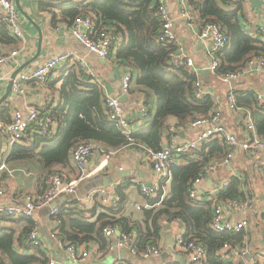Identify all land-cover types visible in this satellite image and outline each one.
I'll use <instances>...</instances> for the list:
<instances>
[{
  "label": "trees",
  "instance_id": "16d2710c",
  "mask_svg": "<svg viewBox=\"0 0 264 264\" xmlns=\"http://www.w3.org/2000/svg\"><path fill=\"white\" fill-rule=\"evenodd\" d=\"M188 2L202 24L215 23L227 36L225 47L216 54L218 66L215 74L218 77L243 70L251 59L264 60V41L243 29L239 3L237 6L235 0ZM38 6L52 14L53 27L60 23L70 25L77 16H89L96 28H111L121 39L116 58L136 70L132 81L142 95L143 105L149 109L155 100L156 112L144 130L127 136L109 120L104 90L94 77L77 62L66 63L56 71L51 82V85L60 83L58 101L42 113L56 123L54 132L48 135L34 133L30 146L14 143L8 153L0 155V166H5L0 169V187L13 174L31 175L35 168L36 191L32 195L40 197L47 188L49 177L58 173L52 168L66 166L71 151L80 143L93 141L111 151L138 143L154 151L161 148V138L170 118H174L178 127L184 128L198 117L213 114L212 97L195 95L193 83L197 79L196 73L187 67L174 68L170 62L173 45L157 40L161 23L156 15L158 5L154 0H41ZM54 9L59 19H56ZM15 40L0 22V44L11 45ZM233 94L235 105L249 111L257 135L264 137V106L257 102L255 93L234 91ZM225 155L226 147L217 136L209 137L198 150L182 155V164L171 166L169 193L162 200L160 193L156 198L148 199L151 204L159 203V206L145 209L144 224L119 214L124 187L118 186L116 192L120 200L116 206L109 208L118 216L103 214L92 221L95 208L70 203L57 207L51 215L58 223L52 234L71 245L93 242L103 249L109 244L103 229L118 226L121 234L135 232L130 249L140 255L147 248L157 247L166 225L179 220L184 226V241L196 240L205 246L206 259L202 264H223L219 250L225 243L231 248L243 245V233L213 231L210 228L212 201L191 199L187 189L205 165L223 160ZM239 184V179L232 177L216 199L240 198ZM25 194L31 193H21V196ZM22 218L25 223L18 238L14 228L0 229V264H49L50 258L44 251L27 245V235L35 230V224L32 218ZM16 244L19 249H16ZM168 264L180 263L170 261Z\"/></svg>",
  "mask_w": 264,
  "mask_h": 264
},
{
  "label": "crops",
  "instance_id": "0c3cea01",
  "mask_svg": "<svg viewBox=\"0 0 264 264\" xmlns=\"http://www.w3.org/2000/svg\"><path fill=\"white\" fill-rule=\"evenodd\" d=\"M20 5L25 13L21 17V27L24 31L25 42L17 39L11 45H2L5 51L18 49V54L6 64L5 68L0 70V101L6 92V88L11 79V75L26 64L16 76L22 73H29L45 61L48 57L64 52H72L82 56L87 62L90 72L96 82L104 90L105 97L124 95L121 93V78L125 71H130L133 76L136 70L119 61L116 58V51L121 43L115 46L112 56L108 59H102L99 56L91 53L80 42L63 32H56L57 26L51 24L52 14L39 9L41 0H19ZM56 1V0H50ZM261 1V7L252 6L248 0H236L235 3L241 12L240 21L243 29L254 36L259 25L264 24V0ZM15 3V2H14ZM155 4H164L168 9L170 16L173 19L174 31L178 41L183 45L187 53L193 58L194 66L191 69L201 81L204 95H210L213 99L212 113H219V124L224 126L229 132L235 133L239 138H243L247 124L251 120L249 111L245 108H240L237 111H232L229 107L227 97L234 91H253L254 93L264 94V75L261 73H252L242 75L231 84H226L209 69L211 56L208 52L207 42L200 37V29L202 23L199 21L197 14L188 0H154ZM56 19H59V14ZM36 24V26L34 25ZM16 39V38H15ZM41 39V49L39 56L32 59L36 54L39 40ZM32 60V61H30ZM30 61V62H28ZM56 73L51 75L49 81L45 85H39L35 82L27 81L24 84V90L21 93L11 92L0 102V120L9 121L11 113L15 109H26L34 107L43 113L48 106L54 107L58 101V86L60 83L51 85ZM133 80V78H132ZM141 93L134 81L131 83L130 92L125 95V101H122L123 107L132 120L131 134L138 133L148 126L156 112V103L150 105L147 110V116L142 117L141 109L145 108L142 102ZM150 108L155 110L152 118L145 123L146 118L150 115ZM145 119V120H144ZM174 118H170L168 123L174 122ZM204 126L178 127V140H188L196 137L197 133L202 131ZM34 135V134H33ZM31 134H27V140L32 141ZM31 136V137H30ZM167 130L161 138V146L165 144ZM30 138V139H29ZM10 145V147H8ZM12 144L5 143L0 138V155L8 153ZM9 148V149H8ZM143 144H131L123 146L113 151L112 158L108 166L102 171L96 173L92 178L84 181L78 186L76 192L72 195H61L54 198L47 206L50 205L68 206L70 203L85 207L95 208V214L90 219L94 221L99 215L118 216L137 221L144 224V211L152 207L159 206V203L151 204L149 198L141 194L139 186L141 183H150L154 178L152 169L146 164L147 152ZM100 159L95 158L89 168L93 169L99 165ZM176 164H182L181 159L176 161ZM216 170L206 176L200 186V198L198 201H212L217 198V195L212 193L214 186L220 181L225 180L230 182L232 177L239 179V189L241 197L238 199L244 200L250 198V205L246 208H237L228 210L225 214L226 219L231 223L246 221L248 224L240 233H243L242 243L246 245L247 251L242 254H231L228 249L219 250L220 260L223 264H249L254 257L264 259V150L256 153H247L242 150H237L234 159L229 164H220ZM55 174H61L65 179H73L77 176L78 171L74 164L69 159L66 166H55L52 168ZM121 173L123 177H118L116 174ZM12 175V174H11ZM100 175L103 177H116L114 182L109 183L108 189H115L118 186H123L122 189L124 200L122 202V211L115 214L109 210L111 206L103 205L97 197L94 203L86 204L84 202L86 195L93 189L102 187L99 183H90V180H95ZM36 169L34 168L31 175L28 174H13L7 180L3 187V197L0 198V205H8L20 203L23 196L21 193H35L36 191ZM87 183L82 188L81 185ZM108 183V180H107ZM170 185L164 189V197L169 193ZM117 193V192H116ZM118 194V193H117ZM119 195V194H118ZM77 200V203H74ZM120 200V196H119ZM56 203V204H54ZM41 208L32 218L35 224L34 228L38 233L41 241L44 244V252L53 260L54 264H168L170 261H175L173 255L166 254V250L173 243V252L177 253V257L183 259L180 264H194L185 252H179L175 248V238L180 232H184L183 223L175 220L166 225L165 232L162 234L159 247L161 252L159 255L143 257L136 255L133 251L127 248L117 246V234L110 237L105 236L109 243L108 247L99 249L98 245L91 242L82 244L79 247L89 251V256L86 260H73L65 250V247L59 245L55 236H52L57 222L51 218L49 211ZM24 218L17 219H0L1 228H14L17 233V238L24 225ZM171 233V236L168 235ZM16 249H19L17 244ZM21 249V248H20ZM43 251V250H42Z\"/></svg>",
  "mask_w": 264,
  "mask_h": 264
},
{
  "label": "built area",
  "instance_id": "2783aa9c",
  "mask_svg": "<svg viewBox=\"0 0 264 264\" xmlns=\"http://www.w3.org/2000/svg\"><path fill=\"white\" fill-rule=\"evenodd\" d=\"M156 15L161 23L157 40L162 43L172 44L174 49L170 53L171 65L176 68L187 67L192 69L194 66L193 58L187 53L183 45L178 41L174 31L173 19L170 16L168 9L164 4H158ZM0 22L3 23L8 32L16 39L25 42L24 31L21 27L20 13L14 3V0H0ZM56 32H63L69 34L71 37L80 42L91 53L99 56L102 59H108L112 56L115 46L120 42V37L114 34L113 30L107 26L96 28L91 17L77 16L70 25L61 23L55 29ZM255 37L264 41V24L259 25L255 32ZM200 37L207 42L208 52L211 56V63L209 69L215 73L218 60L216 54L221 51L226 43L227 36L221 28L215 23H204L200 29ZM18 49L5 51L0 47V70L4 69L8 61L18 54ZM77 62L80 67L91 74L89 66L85 59L72 52H64L48 57L35 69L29 73H22L12 79L11 90L13 93H21L24 90V84L27 81L35 82L39 85H45L51 75L62 68L66 63ZM261 73L264 75V60L251 59L243 70L238 72H230L220 76V80L226 84H231L242 75H249L252 73ZM92 75V74H91ZM93 76V75H92ZM2 78L0 77V80ZM132 75L130 71H125L121 78V93L127 95L131 89ZM201 81L197 78L193 83V90L197 97H201L204 93L202 90ZM256 100L259 104L264 106V94L255 93ZM228 104L232 111H237L235 105V97L231 92L228 97ZM107 114L110 121L115 123L123 133L127 136L131 134L132 120L128 117L123 103L119 96H108L105 99ZM142 117L147 116L146 108L141 109ZM250 117V115H249ZM219 113H213L209 116L198 117L194 119L190 125L204 126V129L197 133L196 137L188 140H178L176 121L168 124L167 137L165 144L158 150H148L146 164L152 169L154 178L150 183H141L139 186L142 195L149 198H156L160 193V200L164 198V189L170 185L172 175L171 166L180 160L182 155H185L193 150H198L204 142L211 136L219 137L226 147V155L223 160L213 161L202 168V171L193 179L187 189L188 195L191 199L196 201L200 198V186L204 176L214 172L216 167L220 164H229L235 157L237 150H242L247 153H256L264 150V137L257 135L255 127L250 120L247 124L246 132L243 138H239L235 133L229 132L221 124H219ZM56 123L51 121L45 114H42L38 109L29 107L26 109H15L11 113L9 121L0 120V138L9 144L18 143L24 146H30V141L27 140L26 135L31 136L34 133L38 134H52L54 132ZM180 128V127H179ZM30 136V137H31ZM30 139V138H29ZM113 155V151L106 150L99 144L90 141L83 142L76 146L70 154V160L76 167L78 174L73 179H64L59 174H54L49 177L47 181V188L44 193L37 197L32 194H25L20 203L0 205V219L10 218L17 219L20 217L33 218L35 214L43 207L47 206L54 198L61 195H72L80 184L92 178L96 173L105 169ZM99 158V165L93 169L89 166L95 158ZM5 166L2 164L0 169ZM227 182L220 180L212 189V193L218 195L226 187ZM4 191L0 189V198L3 197ZM99 199L103 205L114 207L119 201V195L115 189H108L98 187L91 190L85 197L86 204L91 203L95 198ZM212 200V219L210 221V228L216 232L239 233L247 226L246 221L238 223H231L226 219V212L237 208H246L250 205V198L241 199H226ZM77 203V200H74ZM80 205V204H77ZM57 208L51 209L50 214H54ZM104 235L110 237L113 234L118 235L116 241L117 246L130 249V242L135 237V232L132 231L129 235L121 234L118 226L105 227L103 229ZM183 233L180 232L175 238V248L179 252L188 254L190 260L194 264H202L206 259L205 246L191 240L185 242ZM54 237V235L52 234ZM59 245L65 247V250L73 260L84 261L89 256V251L75 245L62 242L55 236ZM26 243L29 246H35L44 251L45 247L36 230H32L26 238ZM223 249L230 250L231 254H242L247 251L245 243L240 246L230 247L225 243ZM132 251V250H131ZM161 252L159 245L157 247H150L141 253V256L148 257L151 255L157 256ZM49 264H54L53 260ZM249 264H264V259L254 257Z\"/></svg>",
  "mask_w": 264,
  "mask_h": 264
},
{
  "label": "water",
  "instance_id": "95a60500",
  "mask_svg": "<svg viewBox=\"0 0 264 264\" xmlns=\"http://www.w3.org/2000/svg\"><path fill=\"white\" fill-rule=\"evenodd\" d=\"M235 1H236V0H235ZM14 2H15V5H16V7H17L19 13H21L22 15H25V13H24V11H23L21 5H20V1H19V0H14ZM248 2H249L252 6H254V7H258V8L261 7V1H260V0H248ZM34 25L36 26V24H34ZM40 49H41V39L39 40L38 48H37L36 54L34 55V57H33L32 59H35V58H37V57L39 56ZM30 61H32V60H30ZM30 61H28V62H30ZM26 64H28V63H25L23 66H21L19 69H17V70L11 75V79H10V81H9V83H8V86H7V88H6V92H5L4 96L2 97L1 101H2L3 99H5V98L8 96V94L11 92L12 79L16 76L17 73L20 72V70H21ZM120 100H121V101H125V95H121ZM1 101H0V102H1ZM116 175H117L118 177H123V174H121V173H117ZM110 178H111V179H109V178H107V177H103V178L99 179V182H98V183H99L100 185H102V187L107 188V186H109V183L114 182V181L116 180V177H113V176H112V177H110ZM107 180H108V183H107ZM54 208H56V205H53V204H52V205L49 206V210L54 209ZM168 235L171 236V233H168ZM173 246H174L173 243H171L170 247L166 250V254H171V255H173L175 261H179V262H181L183 259L175 258V257H177V256H176L177 253H174V252H173V248H172ZM175 254H176V255H175ZM181 263H182V262H181Z\"/></svg>",
  "mask_w": 264,
  "mask_h": 264
},
{
  "label": "rangeland",
  "instance_id": "374dc122",
  "mask_svg": "<svg viewBox=\"0 0 264 264\" xmlns=\"http://www.w3.org/2000/svg\"><path fill=\"white\" fill-rule=\"evenodd\" d=\"M154 112H155V110H153V108H150V115L146 118V120L144 119V120H145V123L148 122V121L152 118ZM8 147H10V145H9ZM8 149H9V148H8ZM95 179H96V182H95V180H90L89 182H90V183H98V182H99V179H100V175L97 176ZM85 185H87V183L81 185L79 188H82V187H84ZM54 204H56V203H54ZM43 209H44L46 212L49 211L48 208H43Z\"/></svg>",
  "mask_w": 264,
  "mask_h": 264
}]
</instances>
